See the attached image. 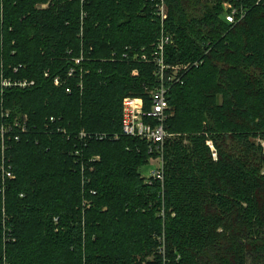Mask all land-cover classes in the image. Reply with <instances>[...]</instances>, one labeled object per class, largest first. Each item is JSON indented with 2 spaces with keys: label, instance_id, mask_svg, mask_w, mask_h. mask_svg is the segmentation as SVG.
<instances>
[{
  "label": "trees",
  "instance_id": "obj_1",
  "mask_svg": "<svg viewBox=\"0 0 264 264\" xmlns=\"http://www.w3.org/2000/svg\"><path fill=\"white\" fill-rule=\"evenodd\" d=\"M155 1L0 0L14 175L0 190V264H264V2L164 0L161 23ZM227 1L245 7L236 23ZM161 29L167 63H200L167 84L158 155L121 118L126 96L150 107L154 65L134 55L150 58ZM158 156L163 181L149 182L139 168Z\"/></svg>",
  "mask_w": 264,
  "mask_h": 264
},
{
  "label": "built area",
  "instance_id": "obj_2",
  "mask_svg": "<svg viewBox=\"0 0 264 264\" xmlns=\"http://www.w3.org/2000/svg\"><path fill=\"white\" fill-rule=\"evenodd\" d=\"M256 2H264V0H256ZM227 8L225 18L231 23H236L245 15V7L236 8L230 1L224 3ZM155 14L160 17L161 23L166 19L167 10L164 0L155 1ZM161 36L158 37L154 44V49L151 53L150 58L145 54L139 55L136 53L134 55L135 59H141L142 61L152 62L154 65L153 74L155 76L156 84L149 91L150 107L148 110L144 109V101L141 97L136 96H126L122 101V118H121V131L122 134L140 138L146 141L149 151H156V153L161 152L164 142L170 134L165 130L164 123L166 119L171 115L170 106L168 104L167 92L169 89L168 83L182 82L184 74L193 66H198L199 61L193 63H183V64H169L165 59V47L172 42V36L161 29ZM126 57V54H123ZM82 60V56L74 59L76 64H79ZM20 67V65H19ZM17 69L14 68V71ZM133 74L137 73V70H133ZM68 74L72 76L74 74L73 68L69 70ZM56 85L60 84L58 78L54 79ZM34 84L33 80H27L26 78H8L1 77V87L8 86H19L27 87ZM66 90H69L68 88ZM52 119V118H51ZM26 115H23L19 120L14 121V126L18 128L21 132L26 130ZM10 127L6 125L0 126V138H1V158H0V180L1 186L0 190L4 193L6 179L14 178L13 173L10 170V166L7 164L8 157L5 154V143L4 136L9 132ZM81 137L93 136L91 133H85L81 131L79 133ZM97 137L100 139H118V134H107V133H97ZM15 139H19L18 134L14 135ZM208 145L213 150V145L210 141L207 142ZM160 158V165L150 172V175L146 178L149 182L151 179H158L163 181V165L162 157ZM94 193V192H93ZM2 225L5 230V240H14L10 233V227L5 225V219L2 220ZM159 239V236L157 237ZM159 251V250H158ZM4 264H8L4 261Z\"/></svg>",
  "mask_w": 264,
  "mask_h": 264
},
{
  "label": "rangeland",
  "instance_id": "obj_3",
  "mask_svg": "<svg viewBox=\"0 0 264 264\" xmlns=\"http://www.w3.org/2000/svg\"><path fill=\"white\" fill-rule=\"evenodd\" d=\"M47 3H42L38 6L39 7H46ZM212 151H213V156L216 157V152H215L214 147H213ZM160 162H161L160 158H150L149 161L145 165H143L139 168V173L141 174V176L147 178L150 175V172L160 165Z\"/></svg>",
  "mask_w": 264,
  "mask_h": 264
}]
</instances>
